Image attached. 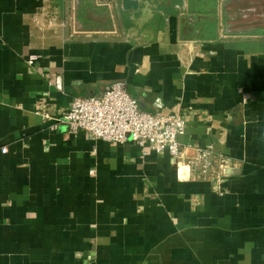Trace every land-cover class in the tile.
<instances>
[{
  "label": "crops",
  "instance_id": "crops-1",
  "mask_svg": "<svg viewBox=\"0 0 264 264\" xmlns=\"http://www.w3.org/2000/svg\"><path fill=\"white\" fill-rule=\"evenodd\" d=\"M194 2L0 0V264H264V17L220 33ZM118 82L238 173L179 179L168 153L55 121Z\"/></svg>",
  "mask_w": 264,
  "mask_h": 264
},
{
  "label": "built area",
  "instance_id": "built-area-1",
  "mask_svg": "<svg viewBox=\"0 0 264 264\" xmlns=\"http://www.w3.org/2000/svg\"><path fill=\"white\" fill-rule=\"evenodd\" d=\"M32 63L30 60L29 64ZM55 87L62 89L60 78L56 79ZM55 121L64 125L68 134L84 132L96 140L113 144L131 140L143 153L146 150L168 153L177 161L179 179H209L218 184L238 173L230 159L215 155L210 149L198 148L190 157L189 150L181 148L178 141L186 129L183 113L159 116L143 111L122 82L114 83L101 96L75 98L70 108ZM6 152L3 148L2 153Z\"/></svg>",
  "mask_w": 264,
  "mask_h": 264
},
{
  "label": "rangeland",
  "instance_id": "rangeland-1",
  "mask_svg": "<svg viewBox=\"0 0 264 264\" xmlns=\"http://www.w3.org/2000/svg\"><path fill=\"white\" fill-rule=\"evenodd\" d=\"M194 4H196L198 9H200L199 12H206L208 14L212 13V11L213 13L214 11L216 12L218 15V19L216 21L218 22L220 33H222V31L226 28L225 21L228 18V11L231 13L235 12L236 15L242 16V12H248L249 10H254L255 8L256 10L259 9L264 17V0H196ZM215 17L213 16V18ZM250 19L251 20L248 21L255 22L256 20L252 17H250ZM259 35L264 37V29L260 34L257 33L255 36Z\"/></svg>",
  "mask_w": 264,
  "mask_h": 264
},
{
  "label": "water",
  "instance_id": "water-1",
  "mask_svg": "<svg viewBox=\"0 0 264 264\" xmlns=\"http://www.w3.org/2000/svg\"><path fill=\"white\" fill-rule=\"evenodd\" d=\"M125 1H128V0H125Z\"/></svg>",
  "mask_w": 264,
  "mask_h": 264
},
{
  "label": "bare ground",
  "instance_id": "bare-ground-1",
  "mask_svg": "<svg viewBox=\"0 0 264 264\" xmlns=\"http://www.w3.org/2000/svg\"><path fill=\"white\" fill-rule=\"evenodd\" d=\"M262 10V9H261Z\"/></svg>",
  "mask_w": 264,
  "mask_h": 264
}]
</instances>
